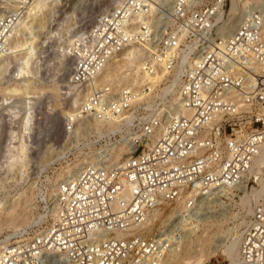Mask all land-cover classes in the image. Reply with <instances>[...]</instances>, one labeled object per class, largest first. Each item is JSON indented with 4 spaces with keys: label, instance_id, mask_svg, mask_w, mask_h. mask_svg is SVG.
<instances>
[{
    "label": "built area",
    "instance_id": "obj_1",
    "mask_svg": "<svg viewBox=\"0 0 264 264\" xmlns=\"http://www.w3.org/2000/svg\"><path fill=\"white\" fill-rule=\"evenodd\" d=\"M110 2L93 11L82 0H59L61 11L48 16L43 31L71 35L63 86L91 88L79 100L82 115L63 122L83 162L57 182L43 218L1 247L0 264H169L195 200L161 235L132 232L151 210L181 189L239 192L255 181L249 170L264 141V0H246L235 28L224 12L230 0ZM72 5L78 18L64 26L58 13ZM0 9L1 40L18 14ZM129 47L139 78L125 69L124 82L95 85ZM112 119L107 133L101 123ZM239 253L240 264H264V198L243 225Z\"/></svg>",
    "mask_w": 264,
    "mask_h": 264
},
{
    "label": "rangeland",
    "instance_id": "obj_2",
    "mask_svg": "<svg viewBox=\"0 0 264 264\" xmlns=\"http://www.w3.org/2000/svg\"><path fill=\"white\" fill-rule=\"evenodd\" d=\"M82 1L87 3L89 7H93L91 9L95 11L107 6L113 0ZM15 2L19 4L18 7L14 6ZM15 2L14 0H0V7L4 6L5 9L18 14L0 40V217L3 216L5 209L15 204L17 205V212H21L25 223L15 229L11 227L0 229V238H2L0 239V249L6 239L8 242L12 239L16 240L22 229L39 222L43 218L44 214L41 208L48 196L54 193L57 182L65 178L67 173L70 175L81 166L83 159L76 158L78 156H76L77 151L74 146L75 140L70 139L67 132L64 131L63 122L65 117L71 116L75 119V117L82 115L78 113L79 100L81 96L87 95L90 90V87L81 93L72 90L69 92V98L62 99V81L67 76L71 63L67 49L71 35L62 36V34L59 35L58 31V34L51 33V30L43 31L45 26L48 28L47 17L42 27L31 28L30 26L25 28L23 25L25 23L24 15L29 8L30 0L23 4L16 0ZM46 2L50 6L49 15H54V9L59 0H46ZM234 2L237 5H235V9L228 8L231 13L238 12L239 0H234ZM244 2L245 0H242V3ZM231 3L230 0V5ZM1 11L3 9H0V15ZM75 18H78L77 8L72 5L62 14L61 24L66 26ZM15 30L23 31L21 32L22 37L27 40L26 44L23 45V50L21 49V53H31V60L27 64L22 63L23 60L16 59L20 53L17 49L14 48V51L18 53L14 52L13 48L11 51L9 49V37L11 32ZM47 42L50 46L43 47ZM131 50L130 47L122 51L111 61L122 57L125 59L124 52L132 57L133 53H129ZM1 53L3 54L1 55ZM26 54L23 53V56ZM26 84L37 92L25 94L21 91L11 94L7 90L15 85L24 88L27 86ZM54 89L57 91L55 92ZM30 117L31 129L29 130ZM78 125L79 122L75 126L76 129L79 127ZM96 127L99 128V125L97 124ZM103 128L107 133L114 130L107 127ZM22 143L25 144L26 151L24 157L21 156L19 161L22 160L23 162L20 166L16 164L13 166L14 168H10L11 156L18 155L17 148ZM120 147L123 148L122 152L126 150L123 145ZM69 158L73 159L72 163H69ZM67 170L68 172H66ZM253 184L255 182L250 180L248 187L250 188ZM238 193L240 191L238 192L234 188H225V190L215 193V196L210 194L205 199H203L204 196L198 198V194L194 197L199 209L191 213V217L194 219L182 227L185 235L183 242L190 244V251L194 252L200 249L201 244L199 240H196V237L202 235L207 238L204 248L208 253L206 256L208 258L204 264L229 263V258L224 250L230 239L234 238L238 231V216L243 214L242 209L237 212L239 210V198L242 196V193L239 195ZM171 203L166 204V207L164 206L162 216L156 220V224L152 226L151 230L146 229L145 234L159 236L164 232V228H168L176 221L178 217L174 220L168 217L172 214L171 209L175 205ZM184 209L178 210L177 207L173 210V214L177 215L178 211L182 212ZM187 209L189 208L187 207ZM178 248L175 247L173 250H178ZM172 257L170 255L169 264H175V259L173 260Z\"/></svg>",
    "mask_w": 264,
    "mask_h": 264
},
{
    "label": "bare ground",
    "instance_id": "obj_3",
    "mask_svg": "<svg viewBox=\"0 0 264 264\" xmlns=\"http://www.w3.org/2000/svg\"><path fill=\"white\" fill-rule=\"evenodd\" d=\"M16 1H19V3L23 4L22 0H16ZM231 1H232L231 5L227 6V8L224 10V12H227L230 27L235 28V25L239 22V20L242 16L241 15V6L246 3V0L244 3H242V0H239V5L237 8L238 12H236V13H231L228 9L230 7V9L233 10L237 6L236 3L234 2V0H231ZM14 2H15V0H14ZM28 5H29V8L26 10L25 15H24V22H25L23 24L24 27L25 28H28L30 26H31V28L42 27L44 25L45 21L47 20L45 18L46 17L48 18L49 13L51 12L50 8H49L50 7L49 4H47L46 0L45 1L44 0H30V3ZM14 6L18 7L19 4L16 3V4H14ZM55 10L61 11V9H58L55 7L54 14L56 13ZM65 11L66 10H64L58 14L61 15ZM60 19H61V17H60ZM31 28H30V30H31ZM20 30H22V29L20 28ZM18 31L15 30L14 32H11L12 34L10 35L9 42H8V44H10V48L9 47L8 48L10 49V51L12 50L11 48H13V51H14V48L17 49V51H19L20 53L18 54V56H16V59L20 60V61L23 60L24 62H22V63L27 64L31 60V55H30L31 53L30 52L29 53L28 52H22L21 53V49L23 50V45L26 44L27 40H25L22 37L21 32H23V31H20V32H18ZM18 49H20V50H18ZM17 51H14V52H17ZM23 53L24 54L27 53V54L23 56ZM124 53L126 56V58H125L126 61H125V59H123V57L121 59H115L113 61H111L113 58L110 59L106 63L104 68L101 70V72L99 73L100 75L95 79L94 83L103 84L105 82H116V81L118 83L119 82L122 83L126 80L125 77H123L125 74V73H122L123 69H128V71H130V74H132L134 77H138V74H139L138 71L140 68L139 61L138 60L136 61L135 59H129L130 55L126 52H124ZM2 54L3 53H1V55ZM129 66H130V68H129ZM21 70H22V68H21ZM63 80H66V79H63ZM62 84L64 85V83H62ZM91 86L93 87V85H91ZM63 89L68 94L70 91H72L71 86H63ZM7 90L11 94L12 93H18V92L20 93L21 91H23L25 94H28L30 92H35V93L37 92L35 89H31L28 85L25 86L24 88L19 86V85H15L13 87L8 88ZM54 90H55V92L57 91L56 89H54ZM86 90H83V91H86ZM90 90H91V88H90ZM64 96L66 97L67 95H64ZM74 103H75V101H74ZM114 120L115 119L108 120V121H105L104 123H101V124H102V126L104 125L103 127H105V128L107 127L110 129H115L116 122ZM30 123H31V117L29 118V127H28L29 130L31 129ZM97 124L98 123H96V125ZM120 146H122V145H120ZM123 146L126 149V146L125 145H123ZM25 149H26L25 144L24 143L20 144V147L17 148L18 153L16 152L18 155L16 156L14 154L15 157L11 156L12 161L9 163L10 168H14L13 166L14 165L16 166V164H17V166H20L22 164L23 161L20 160L21 161L20 162L19 159H21V156L24 157L25 151H26ZM120 150L122 151L123 148L120 147ZM79 168L75 169L71 174H74L75 172H77V170ZM66 172H68V170ZM249 175H251L255 178V181H254L255 184H253L250 188L248 187V184H245V183H243L241 186H239L240 193H242V196H240V198H239V202H238L239 210L237 212H239L240 209H242L243 214L240 213L241 215L238 216L239 217V224H238L239 229H238V231L235 233L234 238L230 239L229 243L226 245L225 250H224V252L226 253V256L229 258L228 264H240L239 246H240V241H241V237L243 234V225L248 220V217L252 213L254 205L261 198H264V141L261 145V149L259 150V152L257 153V155L253 159L252 165H251L250 170H249ZM225 188H226L225 186H214V185H212V186H210V188H207L206 191H199V192H194V191L189 192L188 190L181 189L179 191V194L177 195V197L173 201H170V202H172L171 204L174 203L175 205L171 209L172 214L170 213L171 215H168L169 219L174 220L177 217H180L182 212L178 211L179 213L177 212V215H176V214H173L174 213L173 210L177 207H178V210L184 209V208L187 209V205H188L187 201L189 199H194V197L197 194H198L197 195L198 198L204 196L203 199H205V198H208L210 196V194H211V196H215L214 195L215 193L222 191V190H225ZM240 193H238V195ZM170 202H168V201L161 202L157 207H155L153 210L150 211L149 216H148L146 222L144 223V227L143 228L138 227V228L134 229L132 232L142 233L143 231H146V229L151 230L152 226H154L156 224V220L158 218H160L162 216V214L164 213V206L166 207V204H170ZM196 205L197 204L195 202V208L192 210L193 211L192 213H194V211L196 209H199ZM186 209H184V210H186ZM187 222L188 221H186L184 223L182 222V224L180 225L179 233L176 235L178 237V239L176 241L181 239V241L178 243L179 248H178V250L177 249L174 250V252L170 255L173 256L172 257L173 260L175 259V264H204L205 260L208 258V257L206 258L208 253L206 252V249L204 248L205 243L207 241V238H204L202 235L196 237V240H199L201 243L200 249L195 250L194 252H191L190 248H189L190 244H188V243L185 244V242H183L185 239V235L183 234L184 231L182 230V227L184 225L186 226ZM24 223H25V219L23 218L21 212H17V205H15V204L11 205L10 208L5 209L3 212V216L0 217V229L2 227H11V228L15 229V228H18L20 225L23 226ZM116 235L122 236L125 234H124V232L119 231L116 233ZM16 240H18V239H16ZM7 242L8 241L6 239L4 244ZM4 244H2V246Z\"/></svg>",
    "mask_w": 264,
    "mask_h": 264
}]
</instances>
